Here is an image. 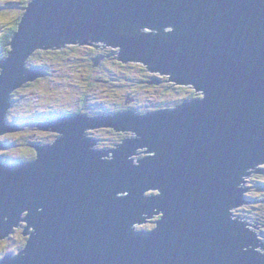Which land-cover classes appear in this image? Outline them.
Returning a JSON list of instances; mask_svg holds the SVG:
<instances>
[{
	"label": "water",
	"instance_id": "obj_1",
	"mask_svg": "<svg viewBox=\"0 0 264 264\" xmlns=\"http://www.w3.org/2000/svg\"><path fill=\"white\" fill-rule=\"evenodd\" d=\"M27 1L0 60V139L16 136L11 94L43 77L26 67L42 48L91 39L201 97L37 125L58 137L0 163V242L21 223L28 237L0 264H264V239L233 217L264 164V0ZM94 128L133 138L96 150Z\"/></svg>",
	"mask_w": 264,
	"mask_h": 264
},
{
	"label": "rangeland",
	"instance_id": "obj_2",
	"mask_svg": "<svg viewBox=\"0 0 264 264\" xmlns=\"http://www.w3.org/2000/svg\"><path fill=\"white\" fill-rule=\"evenodd\" d=\"M20 1L18 0H10L6 2L0 3V35L8 31V26L14 21V24L17 22L19 18V10L22 11L20 7ZM1 5L3 7H1ZM3 8V10H2ZM13 24V25H14ZM145 32L147 30H144ZM143 32V31H142ZM89 48L95 47L99 48L101 46L96 47V42L87 43ZM79 45V44H78ZM105 51H108L110 55L113 57H118V48H113L110 46L102 45ZM81 48V47H79ZM83 48V47H82ZM81 52V51H80ZM52 54V53H51ZM34 58H32L31 64L37 65L39 63V59L41 62H47L51 57H48V54H34ZM29 60V59H28ZM69 60V59H68ZM28 61V62H30ZM51 65L53 62H57V58L52 55V60H50ZM123 64V63H122ZM54 65V63H53ZM110 65L109 71H107V66ZM122 70H119L118 66L115 65L112 61H109L106 65V68L102 69V72L106 75L105 77L108 79L109 74L110 76L114 77L119 74V72L123 73L124 79L127 77L124 86H111L105 85H92L86 78V71H82L79 74H73L70 69L67 67L65 70L66 72L59 74V76H55L54 84L53 85L51 78H47L44 80H37L33 83H29L27 85L33 84L32 86L23 87L22 95L28 97L27 105L23 104L22 100H20L17 104L15 101L13 105L7 111V119L10 121L8 123H13L16 127L15 130L18 132L16 136L0 139L1 141H8V142H17L22 141L24 138L27 140V144L31 142L32 144L39 143L38 141H43V136L45 133H40L38 130L36 132L33 131H24L20 130L18 125L20 123H15L16 119L21 118V122H28L30 115L37 114L38 110L43 111L45 115L50 114L51 112H55L57 110H64V109H75L77 105L75 101H78L76 98L80 97V107L87 112H94L98 110H102L103 108L110 107H118L125 105V101L127 104H131L134 109L140 110L141 114L145 112H151V110L156 109L158 106H166V105H176L182 99H187V89H183L174 85L175 89L172 87L169 88L170 82H160V86L155 84L153 81L155 79V74L151 75L150 73L146 72L148 69L145 68V72L138 68L137 66H133L132 63L126 62L123 64ZM147 74H150L151 82H147V84H142L140 81L144 78ZM58 75V74H57ZM166 77V76H165ZM159 76V78H165ZM122 81V82H123ZM153 82V83H152ZM82 88H79V86ZM18 93L13 98L20 97V89L17 90ZM190 91V90H188ZM194 98H200L201 94L194 92ZM110 96V97H107ZM21 98V97H20ZM133 99L132 100L130 99ZM166 103V104H163ZM40 106V107H37ZM167 108V107H164ZM161 108V109H164ZM170 108V106L168 107ZM32 109L36 110L34 112ZM30 112H29V111ZM159 111V110H158ZM157 112V111H155ZM153 112V113H155ZM43 114V115H44ZM85 114V113H84ZM21 116H25L24 118ZM85 116V115H84ZM12 120V122H11ZM97 130V132H95ZM15 134V132H12ZM92 135L90 138L102 139L98 141L96 146L94 147L96 150L106 151L112 148H115L114 145L117 140H119V134L116 132H110L107 130L94 128L91 130ZM122 138H133V136L120 134ZM42 139V140H39ZM46 140V139H45ZM95 141V140H94ZM29 145V144H28ZM22 153V150H18L15 148H4L0 150V161L2 164H11L8 161H14L15 158H19ZM35 152L32 150V154L35 157ZM145 156L141 157H131L132 162L136 164L137 159H142ZM110 159V155L106 157ZM264 168V164L258 166L253 172H251L247 178L245 179L243 188L245 191L243 193V201L244 204L235 208L233 210V217L236 221L242 223L247 228H249L254 234L258 235L259 237L264 239V232L261 233L260 230L264 231V201L261 199L264 195V172L260 171ZM156 194V193H153ZM150 195V194H148ZM258 197V198H257ZM249 201V202H247ZM262 216L263 218L261 221H254L257 216ZM158 218L156 217L149 223L145 224L142 227L135 226L136 231H149L155 228V224ZM24 224V225H22ZM263 224V225H260ZM22 229L18 230L8 238L4 239L0 242V259L4 258L8 254L11 256H16L19 254V250L23 248V245L26 243L27 236H24V227L26 223H21ZM257 227V228H256ZM31 233V232H30ZM258 255H264V252H257Z\"/></svg>",
	"mask_w": 264,
	"mask_h": 264
},
{
	"label": "trees",
	"instance_id": "obj_3",
	"mask_svg": "<svg viewBox=\"0 0 264 264\" xmlns=\"http://www.w3.org/2000/svg\"><path fill=\"white\" fill-rule=\"evenodd\" d=\"M6 1H10V0H0V3L2 2H6ZM20 1L19 3L21 4L20 7L22 9V11L19 10V18L17 19V22L14 24V21L13 23L11 24V26H8V31L5 32V33H2L0 35V60L2 59H5L8 54H9V51H10V48H9V43H10V39H11V36L13 35V33L17 30V26H18V23L25 11V8L28 4V1L27 0H18ZM1 7H3L1 5ZM3 10V8H2ZM14 24V25H13ZM87 43H92V40L91 39H88L85 43H78V44H73L74 46H71V44H67L65 46H60V47H49V48H42V49H38L36 50L32 55L31 57H29V60H27L26 62V67L29 68V69H36V68H40L43 72V77L41 78V80H44V79H47L48 77L51 78L50 80H52L53 82V85L56 86V84H54V81L55 76H59V74H62L64 72H66V68L68 67L70 69V71L73 73V74H79L81 73L82 71H86V80L89 81L91 84H93V80L96 78V76L94 75V71L90 69V62H89V58L92 56L93 54V51L95 52H99L100 49H94L93 47L90 49L88 47V44ZM81 47V48H79ZM83 47V48H82ZM81 51V52H80ZM101 52V51H100ZM36 53H39V54H48V57H51L47 62H41L40 59L38 60L39 63L37 65L35 64H31V59L34 58V54ZM52 53V54H51ZM103 53V52H101ZM52 55L55 56L57 58V62H53L52 65H51V62L50 60H52ZM69 59V60H68ZM30 61V62H28ZM124 64V63H123ZM122 63L120 62H115V65L118 66L119 70H122V67H124ZM101 70V67L99 69V71ZM102 71V70H101ZM99 73V72H98ZM58 74V75H57ZM124 75L123 73L119 72V74L117 76H110L109 74V77H108V83H106V86H111V84H113L114 86H124L125 84V81L127 80L126 78L129 77L128 75H126V78L124 79L123 81V78ZM149 75L146 73V76H144L143 79H141L140 81L143 82L145 80H149ZM123 81V82H122ZM33 84H30V85H25V87L27 86H32ZM177 85V84H176ZM178 87H191V86H179L177 85ZM172 87V89H175L173 87H175L174 85H169V88ZM20 89V97L19 98H16L13 100L12 97H14L15 95H17L18 91H15L11 94V106L13 105V102L15 101V103L17 104L20 100H22L23 104L27 105V100H28V97L25 96V95H22L23 93V89ZM177 91V89H175ZM187 94H188V97L187 99H182L181 101H179V104L182 105L186 102H189V101H192L196 98H194V91L193 90H190L188 91L187 90ZM82 97V95L80 96ZM107 97H110V96H107ZM27 101V102H26ZM163 104H166V103H163ZM113 104L110 105V107H112ZM179 105V106H180ZM170 106V108H168ZM174 105H166V106H158L160 108H164V107H167V108H164L163 110H171L172 107ZM37 107H40V106H37ZM119 107V106H118ZM113 108V107H112ZM81 110L82 107H80ZM34 112H36V110L32 109ZM29 111V110H28ZM30 112V111H29ZM126 112H129L128 110L127 111H122V113H126ZM43 111L41 110H38V113L37 114H32L30 115V118L28 117L27 119H29L28 122H23V119H22V122H21V118H18L16 119L15 123H20L18 125L19 129L20 130H24L25 132L26 131H33V132H36L37 130V123H40L41 120H45V114L43 115ZM81 114V112H80ZM83 115V114H82ZM21 117H25V116H21ZM101 117V116H99ZM97 118V117H96ZM5 121L7 122H10L8 119H7V116L5 118ZM12 122V120H11ZM9 125L11 127H16L13 123H9ZM108 130V128H107ZM23 132H20V133H24ZM15 134H17V132H15ZM92 135V134H90ZM122 137L116 141V143H120ZM125 139V138H123ZM102 139H99V141H101ZM20 143H17V142H8V141H1V145L3 146V148H15V149H18V150H22V153L20 156H18L19 158H15L14 161H8L9 165L13 166V165H16V164H21V163H28V162H31L35 157L33 156L32 154V145H31V142L27 144V140L24 138L22 141H19ZM263 185H264V182H263ZM264 188V187H263ZM150 194V193H148ZM259 197H262L261 199L264 200V195L263 196H259ZM258 198V197H257ZM263 217H261L259 220H261ZM264 223V221H263Z\"/></svg>",
	"mask_w": 264,
	"mask_h": 264
},
{
	"label": "flooded vegetation",
	"instance_id": "obj_4",
	"mask_svg": "<svg viewBox=\"0 0 264 264\" xmlns=\"http://www.w3.org/2000/svg\"><path fill=\"white\" fill-rule=\"evenodd\" d=\"M71 46H74V45L71 44ZM93 48L94 49H100V51L103 52V53H101L100 51L99 52L93 51L92 56L89 58L90 69L94 71V75L96 76V78L93 80L94 83L92 85H99V86L100 85H105L106 83H108V80L105 77L106 75L101 70L103 68H106L107 63L109 61H112L113 63H115L116 61L117 62H120V63H126V62L121 61L120 51H118V57L119 58H116V57H113L112 55H110L108 51H105L102 46L99 47V48L98 47L97 48L93 47ZM129 62L132 63L133 66H137L138 68H140L144 72H145V68H147L148 70L146 72L150 73L151 75L155 74L156 77H155V79L153 81L155 82L156 86L157 85L160 86V82H167V80L170 82L171 85H176V83H174L168 76L165 77L161 73L160 74L159 73H151L149 71V68L147 66H145V65H143V64H141L139 62H136V61H129ZM100 67H101V70L99 71ZM109 68H110V65L107 66V71H109ZM150 74H148L149 77H150ZM159 76L165 77V78H159ZM150 80H151V77L149 78V80L147 79V80L143 81L142 84H147V82H151ZM79 88H82V86L80 85L78 87V89ZM76 99L78 100V101H75V104L77 105V108H75V109H73V108L72 109H64V110L62 109V110H57L55 112H51L50 114L45 115V120L42 119L40 123H37V125L43 124L45 122H53L56 119L63 118V117H73V116L79 115L80 112H81V114H83V116L85 115L88 118H96V117H99V116H112V115H115V114H118V113H122V111H127V110L129 112H134V113L139 114V115L150 114V113H153V112L158 111V110L159 111L160 110H163L160 107H156V109L151 110V112H145L144 114H141L142 112H139L140 110H137L136 111V109L133 108L132 103L131 104H127V102L125 101V105H122V106H119V107H113V108L112 107H107V108H103L102 110H98V111H94V112H87V111H84L85 108H84V110H81L80 109V97H77ZM130 99L133 102V99L132 98H130ZM179 105H180L179 103L176 104V105H174L172 107V109L175 108V107H178ZM37 130L40 133H45V135L43 136V141H41V142L38 141L39 143L32 144V150L35 152L34 153L35 154V157H36V151L34 149L35 146L50 145L58 137V134L55 133L54 131H52L51 129L41 130V129H38L37 128ZM108 131L113 132L114 130L108 128ZM18 132H17V134H18ZM95 132H97V130ZM90 134H92L91 131L87 130L86 133H85V136L87 138H90L89 137ZM118 134H119L118 136L121 138L120 133H118ZM124 134H126V133H124ZM90 139L96 140L97 142L99 141V139L97 140L96 138H90ZM39 140H42V139H39ZM122 141H123V138L121 139L120 143ZM120 143H115L114 147L117 146V145H119ZM34 160H35V158L32 161H34ZM260 171H263L264 172V168L262 170H260ZM247 202H249V201H247ZM259 202H264V201H259ZM261 217H262L261 215L260 216L258 215L254 219L253 222H255V221H261V220H259ZM260 225H263V224H260ZM19 228L22 229V225H20ZM260 231H261V233L264 232L263 230H260ZM262 236H264V235H262ZM24 247H25V244L23 245V248L21 250H19V253L24 249ZM263 248H264V245H263Z\"/></svg>",
	"mask_w": 264,
	"mask_h": 264
},
{
	"label": "clouds",
	"instance_id": "obj_5",
	"mask_svg": "<svg viewBox=\"0 0 264 264\" xmlns=\"http://www.w3.org/2000/svg\"><path fill=\"white\" fill-rule=\"evenodd\" d=\"M10 107H11V106H10ZM5 122H6V121H5ZM6 124L9 125L8 122H6ZM9 126H10V125H9ZM37 128H38V127H37ZM15 132H17V131H15ZM2 149H4L3 146H2ZM2 149H1V150H2ZM0 161H1V160H0ZM1 162H2V161H1ZM1 162H0V163H1ZM31 162H32V161H31ZM1 164H2V163H1ZM21 164H23V163H21ZM2 165H3V166H11V165H9V164H4V163H3ZM16 165H18V164H16ZM13 166H15V165H13ZM22 225H24V224H22Z\"/></svg>",
	"mask_w": 264,
	"mask_h": 264
},
{
	"label": "bare ground",
	"instance_id": "obj_6",
	"mask_svg": "<svg viewBox=\"0 0 264 264\" xmlns=\"http://www.w3.org/2000/svg\"><path fill=\"white\" fill-rule=\"evenodd\" d=\"M94 42V41H93ZM3 60V59H2ZM159 73V72H158ZM160 74V73H159ZM162 75H164V76H168L169 78H170V76L168 75V74H165V73H161ZM167 82H169L168 80H167ZM153 83V82H152ZM179 103V102H178ZM174 109V108H173ZM79 116H82V114H79ZM32 233V232H31Z\"/></svg>",
	"mask_w": 264,
	"mask_h": 264
}]
</instances>
